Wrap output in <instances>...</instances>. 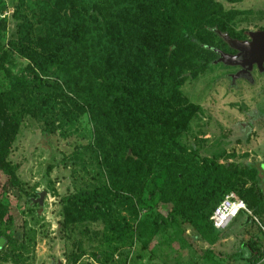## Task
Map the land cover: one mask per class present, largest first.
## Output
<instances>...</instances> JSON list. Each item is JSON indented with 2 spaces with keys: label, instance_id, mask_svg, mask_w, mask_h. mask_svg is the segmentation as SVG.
<instances>
[{
  "label": "rangeland",
  "instance_id": "obj_1",
  "mask_svg": "<svg viewBox=\"0 0 264 264\" xmlns=\"http://www.w3.org/2000/svg\"><path fill=\"white\" fill-rule=\"evenodd\" d=\"M214 1L220 10L214 12L216 18L203 21L205 34L199 36L206 45L234 53L210 32L246 40L249 32L264 31V0ZM17 4L0 0V57L11 51L17 37ZM27 14L30 31L40 34L41 25ZM204 53L196 48L191 61L199 69L211 59L208 68H200L193 78L188 77L187 66L180 73L185 80L179 91L194 107L193 116L182 133L157 151L178 154L187 183L206 159L235 164L245 188L260 185L264 201V71L255 66L253 83L234 82L236 68L220 62L217 52L215 57ZM17 59L22 70L32 67L29 60ZM3 75L0 69V88L7 91L12 77L4 83ZM48 81L41 96L27 94L8 105L19 131L6 158L10 174L0 173V186L7 190V217H14V228L7 231L12 234L6 238L0 231V239H5L0 264H238L240 258L249 259L248 246L264 249V213L254 215L249 208L251 215L242 212L225 231H198L188 227L172 202H166L168 195L152 196L149 182L157 166L164 165L161 157L150 161L144 187L133 183L132 192L120 189V179L114 188L106 175L94 170L98 156L92 146L94 123L76 109L74 99L56 80ZM48 97L56 102L52 113L43 106ZM85 192L96 195L99 203ZM82 193L76 198L79 205L72 208L80 211L77 221L71 220L70 202ZM128 199L133 203L129 207ZM127 225L130 228L123 232Z\"/></svg>",
  "mask_w": 264,
  "mask_h": 264
},
{
  "label": "trees",
  "instance_id": "obj_2",
  "mask_svg": "<svg viewBox=\"0 0 264 264\" xmlns=\"http://www.w3.org/2000/svg\"><path fill=\"white\" fill-rule=\"evenodd\" d=\"M16 1L17 37L11 51L0 57L4 83L12 77L7 91L1 90L3 85L0 88V173L10 174L6 158L19 131L18 121L9 113L8 105L27 94L41 96L48 80H56L74 99L71 101L76 109L94 123L92 146L98 154L94 170L106 175L114 188L120 179L123 180L120 189L135 190L133 183L141 188L149 176L150 161L161 157L159 162L164 165L157 166L149 182L151 195H168L170 200L166 202H172L189 228L218 231L211 216L230 193H237L254 215L264 213L260 185L245 188V179L236 175L235 164L222 165L206 159L187 183L183 167L178 165L183 163L178 161V154L174 155L170 149L157 151L182 133L193 116L194 107L187 105L179 91L185 80L180 73L187 66L188 77L193 78L200 68L211 65L212 60L208 59L196 69L197 65L191 61L196 48L206 55H217V48L206 45L200 37L205 34L203 21L216 18L214 12L220 10L219 2ZM27 12L41 25L40 34L30 31L32 23ZM16 55L29 60L32 67L27 71L19 68ZM44 100L43 106L52 113L50 107H55V100L52 97ZM85 193L90 201L96 200L93 193ZM6 194V188L0 186V231L8 238L12 233L7 231L14 228V217H7ZM82 196L83 193L70 202L71 220L77 221L80 211L72 208L79 205L76 198ZM126 202L128 207L133 204L132 199ZM129 228L127 225L123 232ZM248 248L249 259L240 258L238 264H264V249Z\"/></svg>",
  "mask_w": 264,
  "mask_h": 264
},
{
  "label": "water",
  "instance_id": "obj_3",
  "mask_svg": "<svg viewBox=\"0 0 264 264\" xmlns=\"http://www.w3.org/2000/svg\"><path fill=\"white\" fill-rule=\"evenodd\" d=\"M218 35L229 45V47L237 51L236 55H230L222 50L215 49L220 54V62L226 66L241 67L242 69L232 76L234 82L239 79H245L250 83L254 82L252 70L255 65L258 69L264 71V31L249 32V40H238L232 38L227 33L217 32ZM218 60V61H219ZM45 193L40 194L39 202L42 205ZM5 239H0V249L3 247ZM55 264V263H53Z\"/></svg>",
  "mask_w": 264,
  "mask_h": 264
},
{
  "label": "built area",
  "instance_id": "obj_4",
  "mask_svg": "<svg viewBox=\"0 0 264 264\" xmlns=\"http://www.w3.org/2000/svg\"><path fill=\"white\" fill-rule=\"evenodd\" d=\"M242 211L252 214L242 199L234 193H230L216 208L211 216V221L218 231H225Z\"/></svg>",
  "mask_w": 264,
  "mask_h": 264
},
{
  "label": "flooded vegetation",
  "instance_id": "obj_5",
  "mask_svg": "<svg viewBox=\"0 0 264 264\" xmlns=\"http://www.w3.org/2000/svg\"><path fill=\"white\" fill-rule=\"evenodd\" d=\"M246 40H249V39H246ZM242 41H244V40H242ZM233 50V49H232ZM224 52V51H223ZM225 53H227V52H225ZM218 54V58H220V54L219 53H217ZM227 54H230V55H236L237 54V51H235L234 50V53H227ZM255 66H257V65H255ZM254 66V67H255ZM233 68H236L237 70H236V72L235 73H237L239 70H241V67H233ZM257 69H258V67H257Z\"/></svg>",
  "mask_w": 264,
  "mask_h": 264
}]
</instances>
